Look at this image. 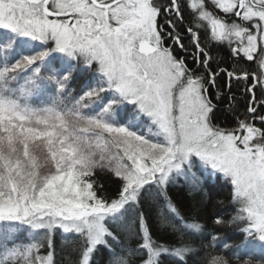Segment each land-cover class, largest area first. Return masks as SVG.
Here are the masks:
<instances>
[{
	"label": "snow or ice",
	"instance_id": "obj_1",
	"mask_svg": "<svg viewBox=\"0 0 264 264\" xmlns=\"http://www.w3.org/2000/svg\"><path fill=\"white\" fill-rule=\"evenodd\" d=\"M102 253L264 264V0H0V264Z\"/></svg>",
	"mask_w": 264,
	"mask_h": 264
},
{
	"label": "trees",
	"instance_id": "obj_2",
	"mask_svg": "<svg viewBox=\"0 0 264 264\" xmlns=\"http://www.w3.org/2000/svg\"><path fill=\"white\" fill-rule=\"evenodd\" d=\"M215 51V49H214ZM219 55L224 57L226 60H229V53L226 48H222L219 52ZM226 66V65H225ZM210 93L214 92V89L209 90ZM242 110V105H241ZM219 123L223 124H232V118L229 116H221ZM105 179L107 183L106 177H102ZM205 190L207 191L209 203L215 204L218 200L225 201V205L223 210L231 215V205L227 203L229 198L230 186L226 185L222 180H213L209 178L205 181ZM169 195L173 198V200H178L181 203L184 201H190L192 199V195L189 194L187 187L184 185V182L181 180L175 186H172L169 189ZM219 234L223 239L228 240L229 242L238 241L240 239V234L238 232L233 231L232 229H221L219 230ZM107 254L102 253L100 257V262L103 264V261L107 260Z\"/></svg>",
	"mask_w": 264,
	"mask_h": 264
}]
</instances>
